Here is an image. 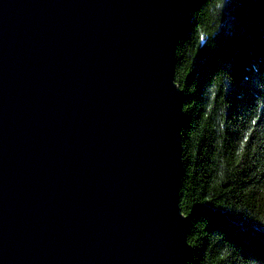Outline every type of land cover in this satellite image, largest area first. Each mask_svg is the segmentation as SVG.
I'll list each match as a JSON object with an SVG mask.
<instances>
[{
	"label": "water",
	"instance_id": "water-1",
	"mask_svg": "<svg viewBox=\"0 0 264 264\" xmlns=\"http://www.w3.org/2000/svg\"><path fill=\"white\" fill-rule=\"evenodd\" d=\"M204 0H0V264H189L177 50Z\"/></svg>",
	"mask_w": 264,
	"mask_h": 264
},
{
	"label": "trees",
	"instance_id": "trees-1",
	"mask_svg": "<svg viewBox=\"0 0 264 264\" xmlns=\"http://www.w3.org/2000/svg\"><path fill=\"white\" fill-rule=\"evenodd\" d=\"M177 50L189 264H264V0H204Z\"/></svg>",
	"mask_w": 264,
	"mask_h": 264
},
{
	"label": "bare ground",
	"instance_id": "bare-ground-1",
	"mask_svg": "<svg viewBox=\"0 0 264 264\" xmlns=\"http://www.w3.org/2000/svg\"><path fill=\"white\" fill-rule=\"evenodd\" d=\"M188 32V31H187Z\"/></svg>",
	"mask_w": 264,
	"mask_h": 264
}]
</instances>
